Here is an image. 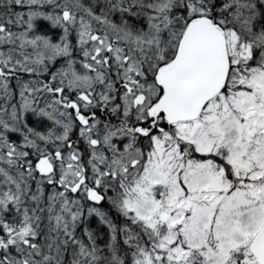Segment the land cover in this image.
<instances>
[{
  "label": "snow or ice",
  "instance_id": "6c2138e0",
  "mask_svg": "<svg viewBox=\"0 0 264 264\" xmlns=\"http://www.w3.org/2000/svg\"><path fill=\"white\" fill-rule=\"evenodd\" d=\"M0 264H264V0H0Z\"/></svg>",
  "mask_w": 264,
  "mask_h": 264
}]
</instances>
